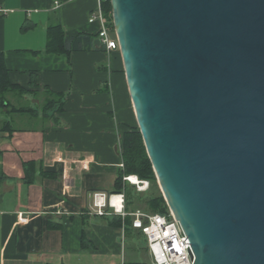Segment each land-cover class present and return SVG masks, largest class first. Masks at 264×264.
Listing matches in <instances>:
<instances>
[{
  "label": "water",
  "instance_id": "1",
  "mask_svg": "<svg viewBox=\"0 0 264 264\" xmlns=\"http://www.w3.org/2000/svg\"><path fill=\"white\" fill-rule=\"evenodd\" d=\"M110 6L137 128L193 264H264V0Z\"/></svg>",
  "mask_w": 264,
  "mask_h": 264
},
{
  "label": "crops",
  "instance_id": "2",
  "mask_svg": "<svg viewBox=\"0 0 264 264\" xmlns=\"http://www.w3.org/2000/svg\"><path fill=\"white\" fill-rule=\"evenodd\" d=\"M98 5L0 0L8 11L0 57L12 86L0 94V264L145 262L141 247L125 256L126 239H144L138 231L93 211L96 193L119 201L123 137L137 126L120 53L46 51L54 25L96 40L101 25L88 19Z\"/></svg>",
  "mask_w": 264,
  "mask_h": 264
},
{
  "label": "trees",
  "instance_id": "3",
  "mask_svg": "<svg viewBox=\"0 0 264 264\" xmlns=\"http://www.w3.org/2000/svg\"><path fill=\"white\" fill-rule=\"evenodd\" d=\"M100 3L108 26L113 28L110 0H100ZM95 39H97V35ZM94 41V38L85 35L66 37L62 33L60 25H54L50 26L47 30L46 51L55 54H68L71 52L104 50L102 46H95ZM11 87L12 86L8 80V71L6 70L0 57V94H3ZM121 156L122 168L118 172L114 191L116 193L124 195V209L127 214H130L129 212L133 213L136 211L134 209L136 190L135 188L129 186V184L124 182L123 178L135 176L139 181H147L152 191H154V189L156 188L157 182L137 126L129 130L124 135ZM31 169V163L25 164L24 170L26 177L29 176ZM147 199L148 200L146 201V203L152 210V214H168L169 210L162 195L155 196L153 194H150ZM101 217L105 218L106 216ZM110 217L113 218L111 221L112 225H118V227L123 226L125 231L132 229V218L130 216L126 215L122 218L121 216L111 215ZM125 264L147 263L127 262Z\"/></svg>",
  "mask_w": 264,
  "mask_h": 264
},
{
  "label": "built area",
  "instance_id": "4",
  "mask_svg": "<svg viewBox=\"0 0 264 264\" xmlns=\"http://www.w3.org/2000/svg\"><path fill=\"white\" fill-rule=\"evenodd\" d=\"M55 5L58 6V3L56 2ZM7 13V10L0 7V18L6 16ZM88 21L89 23L98 22L101 25V29L97 33L100 46L107 52H118L114 30L107 24L100 0L97 10L90 16ZM126 179L129 181V177ZM140 184L148 186L144 181H139L135 186L139 189ZM112 198L119 199L117 204L113 202L111 197L106 199L104 194H94V214L99 217L118 215L123 218L126 215L130 216L132 218V229L138 231L145 238L148 253L152 258L151 264H193L189 255V243L169 211L167 215L141 211L127 214L124 211L123 195L118 193ZM18 216L22 217V214Z\"/></svg>",
  "mask_w": 264,
  "mask_h": 264
},
{
  "label": "rangeland",
  "instance_id": "5",
  "mask_svg": "<svg viewBox=\"0 0 264 264\" xmlns=\"http://www.w3.org/2000/svg\"><path fill=\"white\" fill-rule=\"evenodd\" d=\"M148 186L142 191L139 190L137 187H135L136 190V195H135V202H134V209L136 211H141V212H145V213H152V210L149 208V206L147 205L146 201L148 200V196L150 194H153L155 196L158 195H162L159 189V186L156 182V188L154 189V191L151 190V187H149V183L147 181H145ZM139 243H131L130 239H126L123 243L126 246V250H125V256L127 260H132V256H133V249L138 247H141V250L144 251V254L146 253L147 256H145L142 260L147 262V264H151L152 263V258L150 256V254L148 253V251H145L146 248V241L143 238H138L137 240ZM135 243V244H134ZM136 248V249H137ZM145 254V255H146Z\"/></svg>",
  "mask_w": 264,
  "mask_h": 264
},
{
  "label": "bare ground",
  "instance_id": "6",
  "mask_svg": "<svg viewBox=\"0 0 264 264\" xmlns=\"http://www.w3.org/2000/svg\"><path fill=\"white\" fill-rule=\"evenodd\" d=\"M129 181L132 183V184H134V185H136L137 183H139V180L134 176V177H132V176H129ZM139 189L140 190H144L145 188H146V184H143V185H139Z\"/></svg>",
  "mask_w": 264,
  "mask_h": 264
}]
</instances>
